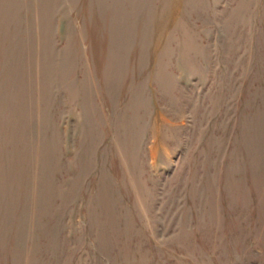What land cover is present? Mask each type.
<instances>
[{
	"label": "rangeland",
	"instance_id": "1",
	"mask_svg": "<svg viewBox=\"0 0 264 264\" xmlns=\"http://www.w3.org/2000/svg\"><path fill=\"white\" fill-rule=\"evenodd\" d=\"M0 264H264V0H0Z\"/></svg>",
	"mask_w": 264,
	"mask_h": 264
}]
</instances>
